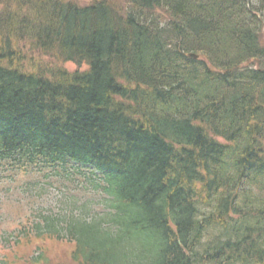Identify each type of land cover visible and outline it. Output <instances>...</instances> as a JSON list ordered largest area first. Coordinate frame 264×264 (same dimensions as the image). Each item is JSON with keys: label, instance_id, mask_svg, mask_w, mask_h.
Here are the masks:
<instances>
[{"label": "trees", "instance_id": "1", "mask_svg": "<svg viewBox=\"0 0 264 264\" xmlns=\"http://www.w3.org/2000/svg\"><path fill=\"white\" fill-rule=\"evenodd\" d=\"M123 4L0 0V168L79 192L24 236L76 264H264V0Z\"/></svg>", "mask_w": 264, "mask_h": 264}, {"label": "rangeland", "instance_id": "2", "mask_svg": "<svg viewBox=\"0 0 264 264\" xmlns=\"http://www.w3.org/2000/svg\"><path fill=\"white\" fill-rule=\"evenodd\" d=\"M67 1V0H65ZM77 5H88L96 0H70ZM116 8L122 9L123 0H109ZM264 44V29L262 33ZM27 62L31 58L43 64H52L49 58L32 54L25 49ZM69 71L85 70L86 65L77 66L74 63L62 64ZM0 168V263L20 264V261L35 260L39 264H76L71 254L74 246L71 243L55 242L26 238L23 227L29 224L33 211L60 208V201L68 194H75L76 186L71 184H56L55 180H47L44 175L34 170L22 169L4 171ZM216 230L210 231L209 238L214 236ZM42 254L41 258L35 255Z\"/></svg>", "mask_w": 264, "mask_h": 264}, {"label": "water", "instance_id": "3", "mask_svg": "<svg viewBox=\"0 0 264 264\" xmlns=\"http://www.w3.org/2000/svg\"><path fill=\"white\" fill-rule=\"evenodd\" d=\"M190 56L194 57V58H198V56L196 55H193V54H190Z\"/></svg>", "mask_w": 264, "mask_h": 264}]
</instances>
